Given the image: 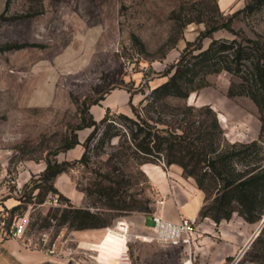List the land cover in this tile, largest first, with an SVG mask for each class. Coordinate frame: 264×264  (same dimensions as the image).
<instances>
[{
    "label": "rangeland",
    "instance_id": "obj_1",
    "mask_svg": "<svg viewBox=\"0 0 264 264\" xmlns=\"http://www.w3.org/2000/svg\"><path fill=\"white\" fill-rule=\"evenodd\" d=\"M234 12L222 11L216 0H0V202L13 197L19 205L1 213L9 222L26 223L21 239L48 253L54 247L53 254L66 264H115L116 254L100 253L102 240L124 221L135 264H227L237 253L238 264H264V227L243 253L260 222L247 225L236 213L209 222L212 234L197 229L190 246L153 240L143 217L152 227L151 214L164 200L179 202L183 189L193 193V179L163 157L151 163L159 166L151 176L139 153L117 136L102 145L93 137L85 147L93 128H79L82 117L92 113L100 120L108 108L107 122L120 126V113L136 117L132 107L143 113L151 88L197 41L207 47L212 38L264 36V7ZM217 24L226 27L201 38ZM232 80L227 71L213 73L208 85L187 99L166 101L211 104L218 116H226L220 122L227 138L248 142L259 136L260 112L249 96L228 95ZM86 98L102 99L82 111ZM75 134L79 143L64 149ZM48 161L66 167L52 183L42 177ZM106 186L113 188L110 197L99 193ZM198 197L192 195L186 206L197 216ZM69 204L101 210L109 225L82 230L61 225L55 215ZM205 219L198 216L196 228ZM86 231L99 235L86 236Z\"/></svg>",
    "mask_w": 264,
    "mask_h": 264
},
{
    "label": "trees",
    "instance_id": "obj_2",
    "mask_svg": "<svg viewBox=\"0 0 264 264\" xmlns=\"http://www.w3.org/2000/svg\"><path fill=\"white\" fill-rule=\"evenodd\" d=\"M261 7L264 0H253L233 14L249 13ZM222 27L226 26L209 25L201 38L209 37ZM222 71L235 77L228 89L229 96H249L258 106L261 123L258 138L248 142L230 141L211 104L173 105L166 101L169 97L187 99L191 93L208 85L210 74ZM164 76L166 79L151 88L143 99V113L132 107L136 117L119 114L124 127L114 120L107 122L109 108L100 120L92 113L88 118L82 117L79 128H93L84 142L85 147L93 137L99 136L97 144L102 145L117 136L139 153L142 164L155 163L163 157L167 164L180 166L182 173L191 177L204 193L199 211L201 219L220 222L231 219L236 213L248 223L260 222L264 217V36L212 38L207 47L197 41L181 52ZM100 99L89 101L86 98L82 111L89 110ZM78 143L75 134L64 149ZM65 170V163L48 161L42 177L52 183ZM100 189H103L99 190L100 195L111 196V186ZM52 190L50 187L48 191ZM106 205L121 208L118 204ZM18 207L17 204L10 210ZM55 217L61 225L77 230L109 225L101 210L73 204Z\"/></svg>",
    "mask_w": 264,
    "mask_h": 264
},
{
    "label": "crops",
    "instance_id": "obj_3",
    "mask_svg": "<svg viewBox=\"0 0 264 264\" xmlns=\"http://www.w3.org/2000/svg\"><path fill=\"white\" fill-rule=\"evenodd\" d=\"M216 2L218 7L222 11H237L245 6V0H216ZM158 167L159 166L151 163H147L144 165L145 171H147L151 176H155V168ZM162 171L159 172L163 175L164 172L162 173ZM190 186L194 189L193 193L186 192V190L183 189V191L181 192V200L179 202L176 198L164 200L162 202V206H160L159 209L154 213L160 214L171 221H179L182 217L197 219V217L199 216V212L198 216L194 215L193 212H187L186 206L190 202L192 195H199L197 200V208H199L200 211L203 203L204 193L196 187L194 180L193 184H190ZM15 205L16 200L13 197H7L4 201L0 202V213L4 210L5 207L10 209ZM209 222L215 223L211 218H206L205 221L201 222L197 226V229H203L204 232L212 234V232L214 231V227ZM258 224L259 222L247 223V225ZM143 225L146 229L150 230L151 233H153V226L149 227L146 225V216L143 217ZM221 232L225 234V232L227 231L221 229ZM85 234L86 236L99 235L98 232L93 231H86ZM231 253H229L228 255H233L235 252L233 254ZM66 260L67 259L61 255L58 256L57 254H50L48 252L42 251L41 249L37 248L36 245L32 246L23 239L4 237L2 236V234H0V264H66ZM221 262H223V260Z\"/></svg>",
    "mask_w": 264,
    "mask_h": 264
},
{
    "label": "built area",
    "instance_id": "obj_4",
    "mask_svg": "<svg viewBox=\"0 0 264 264\" xmlns=\"http://www.w3.org/2000/svg\"><path fill=\"white\" fill-rule=\"evenodd\" d=\"M57 200V199H55ZM153 234L151 238L161 244H170L172 246L192 245L196 228V219L182 217L179 221H171L160 214L152 213ZM117 228L128 235L129 225L120 221ZM26 230V223L20 220L9 222L8 219L0 213V234L4 237H13L21 239ZM49 253H55V249L50 248ZM192 261V259H190ZM239 253H237L227 264H238ZM116 264H135L130 255L128 246L119 254ZM185 264H192L187 261Z\"/></svg>",
    "mask_w": 264,
    "mask_h": 264
},
{
    "label": "bare ground",
    "instance_id": "obj_5",
    "mask_svg": "<svg viewBox=\"0 0 264 264\" xmlns=\"http://www.w3.org/2000/svg\"><path fill=\"white\" fill-rule=\"evenodd\" d=\"M219 117L222 121L226 120V116L219 112ZM125 234L122 231L110 228L103 237L102 250L100 253L112 254L119 256L120 252L128 246L127 241L125 242ZM109 257V256H107ZM113 262V261H112ZM115 262V261H114ZM117 262V260H116ZM115 262V264H116ZM102 264V263H101Z\"/></svg>",
    "mask_w": 264,
    "mask_h": 264
},
{
    "label": "water",
    "instance_id": "obj_6",
    "mask_svg": "<svg viewBox=\"0 0 264 264\" xmlns=\"http://www.w3.org/2000/svg\"><path fill=\"white\" fill-rule=\"evenodd\" d=\"M264 227V217L262 218V220L260 221V224L258 226V230L253 233V235L250 237V239L248 240V242L243 246L242 250L243 253L244 251L249 247V245L255 240V238L259 235L260 231L262 230V228Z\"/></svg>",
    "mask_w": 264,
    "mask_h": 264
}]
</instances>
